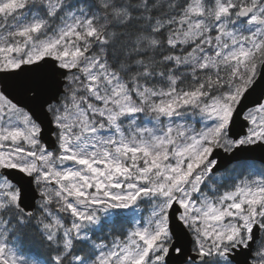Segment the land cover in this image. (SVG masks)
<instances>
[{"label": "snow or ice", "instance_id": "snow-or-ice-1", "mask_svg": "<svg viewBox=\"0 0 264 264\" xmlns=\"http://www.w3.org/2000/svg\"><path fill=\"white\" fill-rule=\"evenodd\" d=\"M0 264H264V0H0Z\"/></svg>", "mask_w": 264, "mask_h": 264}]
</instances>
